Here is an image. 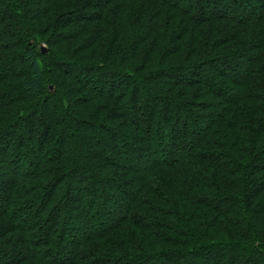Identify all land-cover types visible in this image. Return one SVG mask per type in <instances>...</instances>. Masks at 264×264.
<instances>
[{"label":"trees","instance_id":"16d2710c","mask_svg":"<svg viewBox=\"0 0 264 264\" xmlns=\"http://www.w3.org/2000/svg\"><path fill=\"white\" fill-rule=\"evenodd\" d=\"M203 1L0 0V264H264V0Z\"/></svg>","mask_w":264,"mask_h":264},{"label":"rangeland","instance_id":"374dc122","mask_svg":"<svg viewBox=\"0 0 264 264\" xmlns=\"http://www.w3.org/2000/svg\"><path fill=\"white\" fill-rule=\"evenodd\" d=\"M194 3H196L195 4V6H197V12L200 14V15H204V16H208L209 14H212V12H213V6H212V4L211 3H206V2H204L203 0H200V1H198V0H194ZM217 8V10L218 11H222L223 10V7H216ZM224 11H229V10H224ZM256 12V11H255ZM2 35H4V36H6L7 37V39H8V35H9V33H1ZM12 34V33H11ZM13 34H15V33H13ZM42 47H44V46H42ZM41 47V48H42ZM223 66V65H222ZM226 68H225V70H227V73H229L231 76H234L236 79H239L241 76H242V70H243V68H244V66L243 65H240V64H237V65H232V64H229V63H227L226 64ZM11 68L12 69H14V68H21V66H20V63L19 62H17V63H15V64H13L12 66H11ZM69 71V70H68ZM74 73H73V75H75L76 73H75V70L73 69L72 70ZM87 73H88V71L83 75L82 73H81V75H78L80 78H84L85 76H87ZM244 74V73H243ZM107 86H108V83L106 82V79H105V82L104 81H102L101 79H100V81L99 82H93V83H91V90L92 91H98V90H100V91H103V92H105L107 89ZM143 103H145V99H144V101H143ZM50 104V103H49ZM46 108H47V111L50 113V112H52V108H50V106L49 105H47V106H45ZM45 108V109H46ZM160 111L162 112V111H164L165 113H169V111H171L172 112V115L173 114H175V110H174V107L173 106H170V108L169 107H166L165 105H162V108H160ZM182 115V117L184 116V114L183 113H181ZM131 115V114H130ZM137 117H141V118H144V116L146 117V111L145 110H142V111H140L139 113H137V115H136ZM173 117H174V119H175V116L173 115ZM177 117H179V115H177ZM41 119H42V117H36V119H35V121H34V124H33V128H35L34 130L36 131H38V135L39 134H41V130H42V127H43V122H45V121H43L42 122V127L40 128V124H41ZM181 120H183V121H186L188 124H191V122L188 120V119H181ZM169 121H170V119H169ZM190 122V123H189ZM186 125V128H184L182 131L180 130V136H182V134L184 135V138H183V140L181 141L182 143L184 142L185 144H186V148L184 149V150H176V152H175V154H174V156H177V157H179V156H182L183 155V153L184 152H186L187 151V147H188V140L190 139V138H192V134L190 135L189 133H188V130H190V125ZM198 124H200L201 126L204 124V120L203 121H201V122H199ZM99 136V135H98ZM101 136V137H100ZM100 136H99V138H97V139H95V140H98V141H100V142H106V133L105 134H100ZM152 137H153V135H151ZM185 140H186V142H185ZM131 143H133L132 141H130ZM180 141H179V144L181 143ZM101 143V145L100 146H98V147H96V146H94L93 145V141L92 140H86L85 141V144H86V146H87V148L86 149H88V151H92V152H95V151H99V150H101V151H104V147H102V144ZM181 143V144H182ZM134 144V143H133ZM32 146V145H31ZM36 145L35 144H33V147H35ZM116 149H118V150H126L127 151V149H125V148H123L122 146H121V142H118V143H116V141L115 142H111L110 143V145H109V148L107 149L108 150V152L111 154H113L114 153V150H116ZM171 149V147H169L166 143H163L162 144V146H160V148H153V149H151L152 150V152H154V155L155 156H158V155H160V152L159 151H162V150H170ZM34 148H32V150L31 149H28V151H27V154H26V156L29 158V160H24V162L23 163H21L20 165H19V168H21L23 165H26V164H29L30 163V160H32V159H34V157H35V154L33 153L34 151ZM33 151V152H32ZM173 151V150H172ZM55 152V151H54ZM0 156H1V154H0ZM130 156H131V154H130ZM152 158H154V157H152ZM157 158V157H156ZM0 168H2V166H0ZM18 175V174H17ZM11 176H13V174H11L9 177H11ZM97 183H100V181H97ZM1 184V183H0ZM100 188V187H99ZM102 189V188H101ZM132 188H130V187H124V190L126 191V192H130V190H131ZM121 191V193L122 194H124V191H122V190H120ZM91 197H94V198H97V201H100V202H97V205H99V207L101 208V206H102V204L101 203H104V204H107L108 206H109V208L108 209H110V210H117L119 213H121V208H120V204H121V199H118L115 203H113V202H109V203H107L106 202V200H104V198L103 197H100V196H98V193L94 196V194H93V196H91ZM86 198H88V196H85L84 194H80V195H78L77 194V200H75V201H73V202H71L72 204H74V205H80V204H83V202L84 201H87L86 200ZM99 208V209H100ZM104 218H106V219H108L109 217H108V215H106V216H103ZM196 259V258H195ZM237 260L236 261V263H238L239 262V260L238 259H240V256L238 255V254H234L232 257H230V260L231 261H233V260ZM170 264H175V262L174 263H170ZM177 264V263H176ZM256 264V263H255Z\"/></svg>","mask_w":264,"mask_h":264},{"label":"water","instance_id":"95a60500","mask_svg":"<svg viewBox=\"0 0 264 264\" xmlns=\"http://www.w3.org/2000/svg\"><path fill=\"white\" fill-rule=\"evenodd\" d=\"M41 51H42V53H45V48L42 47V48H41Z\"/></svg>","mask_w":264,"mask_h":264}]
</instances>
